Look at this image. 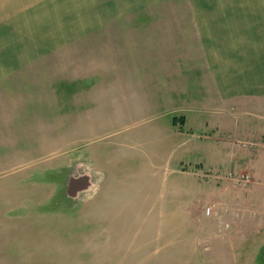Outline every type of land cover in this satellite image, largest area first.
Segmentation results:
<instances>
[{
	"label": "rangeland",
	"instance_id": "obj_1",
	"mask_svg": "<svg viewBox=\"0 0 264 264\" xmlns=\"http://www.w3.org/2000/svg\"><path fill=\"white\" fill-rule=\"evenodd\" d=\"M183 61L193 103L123 100L0 146V264H264V102L221 121Z\"/></svg>",
	"mask_w": 264,
	"mask_h": 264
},
{
	"label": "crops",
	"instance_id": "obj_2",
	"mask_svg": "<svg viewBox=\"0 0 264 264\" xmlns=\"http://www.w3.org/2000/svg\"><path fill=\"white\" fill-rule=\"evenodd\" d=\"M33 1L0 0L1 147L47 128L37 121L116 116L123 100L193 103L185 58L221 121L264 102V0H45L18 11Z\"/></svg>",
	"mask_w": 264,
	"mask_h": 264
},
{
	"label": "built area",
	"instance_id": "obj_3",
	"mask_svg": "<svg viewBox=\"0 0 264 264\" xmlns=\"http://www.w3.org/2000/svg\"><path fill=\"white\" fill-rule=\"evenodd\" d=\"M231 177H234V175H230ZM249 179H250V176L249 175H241L240 177H239V179H238V181L239 182H247V181H249Z\"/></svg>",
	"mask_w": 264,
	"mask_h": 264
},
{
	"label": "bare ground",
	"instance_id": "obj_4",
	"mask_svg": "<svg viewBox=\"0 0 264 264\" xmlns=\"http://www.w3.org/2000/svg\"><path fill=\"white\" fill-rule=\"evenodd\" d=\"M76 181H77V180H76ZM76 181H75V182H73V183H77V182H78V181H77V182H76Z\"/></svg>",
	"mask_w": 264,
	"mask_h": 264
}]
</instances>
